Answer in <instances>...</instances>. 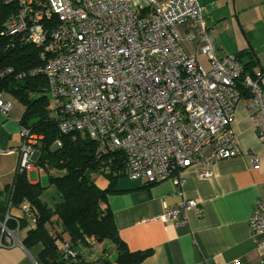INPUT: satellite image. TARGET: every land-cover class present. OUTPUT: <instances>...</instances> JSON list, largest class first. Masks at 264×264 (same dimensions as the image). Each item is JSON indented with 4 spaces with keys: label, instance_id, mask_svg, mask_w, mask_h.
Returning <instances> with one entry per match:
<instances>
[{
    "label": "built area",
    "instance_id": "2783aa9c",
    "mask_svg": "<svg viewBox=\"0 0 264 264\" xmlns=\"http://www.w3.org/2000/svg\"><path fill=\"white\" fill-rule=\"evenodd\" d=\"M0 1L11 7L3 28L9 45L38 50L40 63L19 75L45 78L59 132L84 134L102 152L120 151L128 179L146 184L169 179L181 196L184 168L196 163L199 176L208 178L214 162L241 154L230 127L242 98L239 81L248 91L246 108L257 109L250 118L264 148V68L241 78L243 66L235 55H214L199 0ZM185 22L199 27L186 38L203 42L208 68L179 47L176 26ZM10 71L0 69V77ZM11 108L1 93L0 113ZM20 135L16 171L27 173L38 156V138L22 126ZM246 154L257 168L259 157ZM189 209L201 215L196 201L183 199L166 207L161 219L184 224ZM20 210L34 222L26 202ZM9 218L7 211L0 245ZM249 223L257 248L264 250V199L255 201ZM62 252L64 258L73 255L67 243Z\"/></svg>",
    "mask_w": 264,
    "mask_h": 264
},
{
    "label": "crops",
    "instance_id": "0c3cea01",
    "mask_svg": "<svg viewBox=\"0 0 264 264\" xmlns=\"http://www.w3.org/2000/svg\"><path fill=\"white\" fill-rule=\"evenodd\" d=\"M199 2L214 55L221 58L249 49L256 61L253 71L264 68V0ZM176 30L180 36L179 47L208 68V61L201 52L203 42L186 38L188 31L197 32L199 27L185 22L177 25ZM246 57L244 53L242 60L247 61ZM6 95L3 93L8 99ZM247 101L248 96H243L236 103L230 121L241 154L214 162L209 167L208 178L199 176L196 163L184 168L181 196L176 194L179 188L169 179L154 184L125 176L116 179L119 191L107 195L106 205L126 247L130 251H148L140 264H233L234 260L239 264H254L264 259V250L257 248L249 223L255 201L264 199V148L250 118L251 112L257 109L250 112L246 108ZM23 111V106L12 103L7 115L0 113V150L12 151L0 154V191L12 182L15 174L18 159L15 149L22 142L18 121ZM247 151L259 157L257 168L251 167ZM35 154L38 155L37 151ZM35 160L26 173L27 178L32 184L42 185L44 170L34 164ZM93 181L101 188L108 184V180L98 174ZM42 194V201L52 208L50 201L56 199L55 194L50 200ZM183 199L196 201L201 215L189 209L186 222L181 225L161 219L166 207H175ZM8 214L13 227L3 233L0 264H39L36 257L40 244L29 248L22 244L33 223L26 219V223L18 227V218L22 217L20 207H10Z\"/></svg>",
    "mask_w": 264,
    "mask_h": 264
},
{
    "label": "trees",
    "instance_id": "16d2710c",
    "mask_svg": "<svg viewBox=\"0 0 264 264\" xmlns=\"http://www.w3.org/2000/svg\"><path fill=\"white\" fill-rule=\"evenodd\" d=\"M10 11V5L0 1V69L11 68L7 76L0 77V94L11 95L23 105L24 111L18 124L39 138L35 146L38 156L34 164L49 173L50 183L55 185L59 199L52 208L48 207L40 198L45 187L30 183L25 172L15 170L12 182L0 191V222L4 221L8 207H20L22 202L29 205L34 222L22 244L26 248L40 244L41 249L36 257L39 264H140L148 251H130L126 247L106 205L107 195L119 191L116 189V179L124 176L122 153L118 150L102 152L98 144L84 134L59 132L55 112L48 109L45 78L19 75L40 61L35 47L9 45L3 28ZM244 53L247 54V61L242 60ZM253 56L249 49L235 54L243 66L241 78L252 74V68L256 65ZM238 87L242 97L248 96L241 81ZM56 140L59 145L55 144ZM96 174L108 180L106 187L101 188L93 181ZM21 215L18 227L26 223V216ZM11 221L13 225L10 218L5 221L8 229L13 227ZM88 238L97 242L108 241L114 256L84 259L76 248L78 245H89ZM65 243L73 252L72 256L66 258L62 252Z\"/></svg>",
    "mask_w": 264,
    "mask_h": 264
},
{
    "label": "rangeland",
    "instance_id": "374dc122",
    "mask_svg": "<svg viewBox=\"0 0 264 264\" xmlns=\"http://www.w3.org/2000/svg\"><path fill=\"white\" fill-rule=\"evenodd\" d=\"M5 97H8V99H10L9 101L11 104L13 103V104H18L19 106H23L21 104V102L18 99H16L15 97H13L11 95H6ZM48 109H51L50 101L48 103ZM37 138L38 137L36 136V139ZM34 145L36 146V144H34ZM41 176H42L41 183L45 187V189L42 190V193L44 192L42 195L45 196L46 198H48V200H50L51 196L55 194L56 199L55 200L52 199L50 201V205L54 206L57 199H59V195L57 193L56 187H55V185L50 183L48 172L43 171L41 173ZM87 240H88L89 245H87V246L78 245V247L76 248L82 254L84 259L89 260V259H97V258H101V257L112 258L114 256L115 253H114V251H113V249H112V247L108 241L97 242V241L93 240L92 238H88Z\"/></svg>",
    "mask_w": 264,
    "mask_h": 264
}]
</instances>
